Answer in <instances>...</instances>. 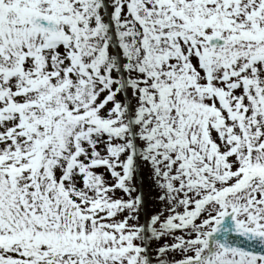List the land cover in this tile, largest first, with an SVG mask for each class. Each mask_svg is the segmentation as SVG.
<instances>
[{"label":"snow or ice","instance_id":"snow-or-ice-1","mask_svg":"<svg viewBox=\"0 0 264 264\" xmlns=\"http://www.w3.org/2000/svg\"><path fill=\"white\" fill-rule=\"evenodd\" d=\"M0 264H264V0H0Z\"/></svg>","mask_w":264,"mask_h":264}]
</instances>
